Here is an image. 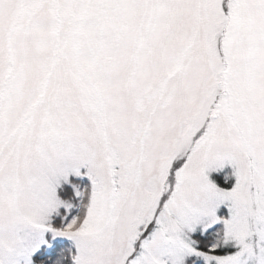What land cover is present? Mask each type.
Masks as SVG:
<instances>
[{"label": "snow or ice", "instance_id": "6c2138e0", "mask_svg": "<svg viewBox=\"0 0 264 264\" xmlns=\"http://www.w3.org/2000/svg\"><path fill=\"white\" fill-rule=\"evenodd\" d=\"M0 264H264V0H0Z\"/></svg>", "mask_w": 264, "mask_h": 264}]
</instances>
